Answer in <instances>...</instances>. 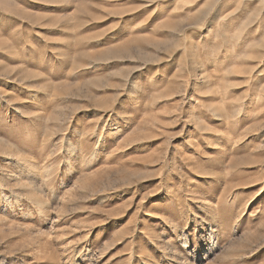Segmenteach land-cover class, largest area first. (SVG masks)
I'll return each mask as SVG.
<instances>
[{"label": "rangeland", "instance_id": "1", "mask_svg": "<svg viewBox=\"0 0 264 264\" xmlns=\"http://www.w3.org/2000/svg\"><path fill=\"white\" fill-rule=\"evenodd\" d=\"M0 264H264V0H0Z\"/></svg>", "mask_w": 264, "mask_h": 264}]
</instances>
